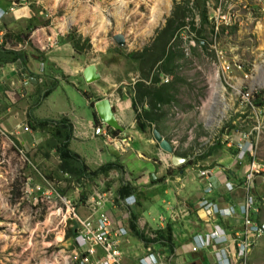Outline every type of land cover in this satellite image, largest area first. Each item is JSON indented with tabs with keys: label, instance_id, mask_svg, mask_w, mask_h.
Masks as SVG:
<instances>
[{
	"label": "rangeland",
	"instance_id": "rangeland-1",
	"mask_svg": "<svg viewBox=\"0 0 264 264\" xmlns=\"http://www.w3.org/2000/svg\"><path fill=\"white\" fill-rule=\"evenodd\" d=\"M10 1L14 4L27 5L35 21L29 28L27 26V30H15L17 31L15 36L21 39L20 42L15 43L13 38H5L4 33L2 42L6 43L3 47L10 51L24 52L28 55V60L33 61L34 56L37 58L34 60L39 63L40 58H45L46 51L54 49L57 45H68L80 66L94 64L101 72V78L104 80L91 83V87L102 89L111 103L114 114H118L126 107L128 111L129 109L132 111L131 123L123 125L124 127L120 126L135 138L137 133L134 129H138L136 117L141 112L140 104L136 101L138 90L142 91L138 83L150 86L154 78L152 76L157 74L161 82L171 83L169 92L171 98L170 104L158 105L164 114L156 127L169 139L174 154L185 157V162L189 164L192 162L189 158H195L210 146L215 147L212 152H216L218 156L226 150L228 152L240 150L238 145H243L242 139L246 138L253 147L256 160L264 165V14L259 11V4L264 0H258V5L256 0H251L248 5L253 10L250 18H246V11L239 7L242 25L236 31L229 30L227 33L218 34L215 39L209 21L203 23L200 16L202 4L205 6L206 0ZM176 5L183 7L184 25L175 30V36L170 39L167 47L173 45V50L177 51L173 52L179 56L175 55L172 60H161L152 67L149 76L145 77L138 62L129 58L127 54L139 53L143 48L150 47L156 32L164 27L166 20L176 17V14H173ZM207 9L208 13L211 12L210 6ZM28 18L27 16L26 19ZM35 28H41L42 31L45 29L53 38L56 37L57 44L54 41L46 42L45 50H39L30 38ZM116 33L124 38L122 46L113 40ZM199 41L201 44H198ZM73 42L81 47L79 52L74 49ZM1 57L10 58L12 55ZM46 65L50 66L48 73L51 76L46 74L45 66L41 64L38 67L41 82L34 89L26 90L23 87L31 84L30 76L25 74L24 77L18 73L19 61L0 64L2 71L8 70V67H12V71H18L21 83L20 89L15 91L20 95L17 101L18 109L21 110L22 105L32 106L38 89L44 90L50 86L54 78L52 75H55L58 84L48 97L43 99V110H49L51 116H56L58 109L64 107L82 116L85 115L86 120L93 119L86 97L81 93V90H85L93 101H97L98 96L90 91L92 88L81 79L76 80L78 87L74 88L66 84L69 82L67 79L69 75L65 76L54 64ZM15 74H12L13 77H17ZM13 83L11 81V85ZM149 100V97H144L142 104L148 106ZM27 109H24L26 115ZM1 116H4L3 113ZM8 123L4 125L10 130L15 119L10 118ZM99 123L113 133L112 127L101 120ZM25 126L30 128L27 116ZM79 127L75 129L76 132L79 131ZM152 128H155L154 124L145 131L150 132ZM38 130L41 135L38 133L34 135L30 143L35 145L26 150L23 148L24 155L8 147L5 139L0 138V264H63L72 245L71 236H66L74 224L69 209L61 200L39 201L33 192L27 190V194L25 189L28 188L26 186L28 178L34 184L43 183L45 180L50 182L58 194L70 201L77 214H83L82 205L92 190L112 188L117 182L128 177L124 169L122 171L112 169L117 171V175L112 174V178H107L109 173L106 177L99 176L93 181L83 180L79 183L76 176L70 173L73 176L70 178L68 174L61 172V160L52 147L56 144L54 129L47 127ZM119 131L113 134L122 137ZM97 136L100 137L99 134ZM75 140L87 142L88 138ZM85 147L87 155L96 153L90 146ZM103 147L107 149L104 145ZM106 153L107 151L103 150L102 158L109 160V154ZM125 156L131 159L134 152L131 151ZM138 161L151 168V163ZM138 161L134 164L129 160L125 164L132 171ZM205 161L209 162L210 159L207 158ZM89 165L93 164L89 162ZM99 165L100 163L88 167L93 169ZM201 177L206 178L207 175ZM143 179L136 178L138 183ZM99 180L104 181V186L100 187ZM257 193L261 195L260 198L264 197V184L261 183ZM109 209L116 211L112 207ZM157 209L163 211L164 205ZM259 209L258 221L264 225V202L260 203ZM141 227L146 233L152 229L147 223ZM175 231L179 243L183 242L184 230L175 226ZM128 235L130 237H126L121 249L125 261L136 264V258L143 252L142 243L130 233ZM158 248L164 255H168L167 247ZM191 259V255L186 256L187 262ZM247 264H264V234L251 247Z\"/></svg>",
	"mask_w": 264,
	"mask_h": 264
},
{
	"label": "crops",
	"instance_id": "crops-1",
	"mask_svg": "<svg viewBox=\"0 0 264 264\" xmlns=\"http://www.w3.org/2000/svg\"><path fill=\"white\" fill-rule=\"evenodd\" d=\"M0 9L4 11L3 17L0 19V29L3 33L8 31L15 34V32H17L15 30H27V26L30 21L28 19L31 17V13L27 8V5H24V3L14 4L10 0H0ZM27 16L29 17L28 19H26ZM43 32H45L44 35ZM1 38L2 37L0 36V41ZM30 38L39 50H45L47 45L46 42L54 41V43L57 44L56 37L53 38L46 32L45 29L42 31L41 28H35L31 32ZM63 46H67L68 48L64 49ZM63 46L57 45L54 49L46 51L44 53L45 58H40L38 60L39 63L34 60L37 58L33 55V61L30 59L28 60L29 57L27 54L24 56L26 70L24 69L17 72L20 73L21 76L26 74L30 77L32 75L38 77V80L35 78L36 82H32L30 80L31 84L27 87H23L24 89L32 90L38 86L42 80L39 75L41 72L38 70V67L43 64L45 66L44 71L46 74H49L48 68L50 66L46 65L48 63L54 64L55 68L62 72L65 76L69 75L67 76L69 81L68 83L62 81H60V83H66L74 88H77L78 84L76 80L78 81L81 79L84 81L82 77V70L86 65L80 66V64L77 63L75 56H73L72 49H70L68 45L63 44ZM58 49L60 51H57ZM54 50L55 52H53ZM62 50H64V52ZM69 59H71V62H69ZM96 70L100 74V78L98 80H104L103 77L101 78V72L97 69V66ZM17 72L12 71V67H8V70L4 71L0 69V124L5 128L4 124L8 125L10 118L12 120L15 119V123L12 125V128L10 130L5 129L11 132L15 130L14 132H17L16 137L20 146L26 150V148L28 149L34 147L35 144L30 143V141L34 138L35 134L38 133L41 135V133L39 130H31L29 127L24 130V125L26 124V110L24 109L29 107H24L22 105L21 110L17 107L19 106L17 101L19 100L18 98L20 95H18V92L15 91L20 89L21 84L19 79L20 77H18ZM13 73H16L15 76L17 77H13ZM5 74H7L6 77ZM49 76L51 75L49 74ZM52 76L57 79L55 75ZM11 81L14 82L12 85ZM86 85L92 88L91 83H86ZM90 91L94 95L100 97V99L105 97V93H103L100 87L95 89L92 88ZM86 103L89 105L88 99H86ZM43 105L44 100L40 105L32 109V116L40 119L57 118L60 115H66L73 123L74 129L73 138L70 140L69 147L78 153L84 161L86 160L85 163L87 162L86 164L88 166H95L98 163L102 164L113 160H117L122 164L126 175L129 177V180L125 183H130L135 188V192L132 193L135 197V203L129 207L125 204H121L117 209L114 208L116 211L109 209L110 206H107L108 212L113 211L111 214L117 219V221H119V223L122 222L123 224H126L127 220L129 223L130 215L135 214L138 227L142 228L141 225L147 223L148 226L152 228L150 229V232L154 230H163L167 225H170L171 239L169 241H162L160 244L151 243L155 246L156 252L160 253L158 264H210L213 260L211 250L205 249L193 253L188 249L191 237L197 233H203L209 230L213 224L218 225L225 233L239 230L241 228L242 219L239 214V209L243 202L245 190L240 183L242 182L244 173L248 168L249 161L251 159L250 156L247 155L243 159L238 160L235 158L237 149L233 150V152H228L226 150L221 154V156H218L216 152H212L204 159H200L195 162L192 161L189 164L184 162L179 166H174L170 163V155H167V153L160 149L157 141L152 135V130L149 132L148 130L140 131L138 129H134L137 133L136 138L133 134L128 133L125 128L124 130L119 131L120 134L128 137L130 140L128 146L123 151H120L114 149L112 145L106 144L107 140L101 135V129L103 126H101L100 123L95 124L94 117L93 119L87 118L86 120L84 118L86 117L85 115L82 116L81 114H77L72 111V109L68 110L64 109V107H60L58 109L56 116H51L48 112L49 110H43ZM1 108H3V111H1ZM131 112L132 111L130 109L128 111L126 107L121 109L118 114L115 113L120 125H129L128 123H131L130 121L133 119L131 118ZM2 113L4 115L3 117L1 116ZM76 124L80 126L78 128V132L75 131L78 127ZM17 125H20V128H18L19 130L15 129V126ZM82 129L84 130L82 131ZM97 134H99L100 137H98ZM162 136L167 139L163 133ZM81 138H88V141L81 142L75 140H79ZM135 139L140 142H136ZM99 143L101 146H99ZM102 144L107 149H104ZM85 145L87 147L90 146L92 151H96V153L94 155H87L85 152ZM103 150H106V154H109V160H104L102 158ZM131 151L134 152V157L128 159L125 155ZM193 158L194 157L189 159L193 160ZM207 158L210 159L209 162L205 161ZM129 160L134 164L138 160L143 161L144 163H151V168H147L146 165H142V163L138 161L137 165H135L133 170L130 171L125 164L127 163L126 161L129 162ZM89 162L93 165H89ZM201 170H208L206 178L201 177L199 174V171ZM137 177H142L144 179L141 183H138L136 180ZM263 179V177L257 175L253 181L252 192L257 200V203H259V197L261 196L257 192L261 183L264 184ZM207 181L212 183L213 189L210 193L204 194L203 188ZM202 198H206L214 202L218 208L224 210L226 216H222V218L212 222L204 221L206 220L205 215L202 212L196 211L197 203ZM130 200L131 199L127 202L129 203ZM163 205V211L157 209V207H161ZM183 208L188 209V215H178L174 220H170L167 217L168 213L178 212L183 210ZM259 215L260 209L256 214L252 215V218L259 222ZM159 216L165 218V223L159 222ZM175 226L184 230L182 235L184 241L181 243L178 241V234L175 231ZM160 246L167 247L168 255H164L161 252L158 248ZM189 255H191L192 259L187 262L186 256ZM124 262L129 264L125 261V258Z\"/></svg>",
	"mask_w": 264,
	"mask_h": 264
},
{
	"label": "built area",
	"instance_id": "built-area-1",
	"mask_svg": "<svg viewBox=\"0 0 264 264\" xmlns=\"http://www.w3.org/2000/svg\"><path fill=\"white\" fill-rule=\"evenodd\" d=\"M250 2L251 0H206L205 7L210 6L211 8V12L208 13L207 11V19L211 26L213 39L222 32L227 33L231 29L236 31L242 25L239 7H243L246 11L245 17L250 18V13L253 11L248 7ZM256 4H259L258 0H256ZM259 5V11L264 14V1H261ZM3 14L4 11L0 9V19L3 17ZM3 35V31L0 29V36L2 37ZM17 70L20 71L18 67ZM101 126H103L101 135L107 140L106 144L112 145L116 150L125 149L124 147L129 144L128 137L114 135L106 130L105 125L101 124ZM18 128H20V125L15 129L19 130ZM26 129L27 127L24 125V130ZM16 135L17 132L7 131L0 124V138L5 139L8 147L14 148L20 155H24L23 148L20 146ZM242 143L243 145H238L240 150L237 149L235 157L240 160L245 155H248L251 159L240 183L245 190L243 202L239 209L242 219L241 228L225 233L218 225L213 224L209 230L193 235L188 246V249L193 253L205 249L211 250L213 260L210 264H247L251 247L264 234V225L252 218V215L258 212L261 203L260 201L257 203L252 192V181L257 175L264 177V165L256 160L253 147L246 138L242 139ZM113 171L109 172L110 174L107 178L117 175V171ZM199 174L206 176L208 170H201ZM28 180L26 183L28 188L25 189L26 193L27 190L33 192L36 200L39 199V201L43 199L48 202L61 200L73 217L75 225H72L74 227V234L71 235L72 245L63 264H126L121 245L126 237L129 236V223L128 220L126 224L119 223L111 212H108L107 206L117 209L121 204H125L128 207L134 205V195L116 197L115 194L116 188L120 184L127 182L126 180H129V177L127 179L124 178L115 185L113 184L112 188H97L92 190L90 195L86 196L82 205L84 207L83 214H77L70 201L58 194L51 187L50 182L45 180L43 183L34 184L30 182L29 178ZM99 182L101 183L100 187L104 186L103 180H99ZM212 188V183L207 181L204 184L203 191L204 193H209ZM80 189L82 190V187ZM129 199L131 200L128 203ZM263 202L264 197H262ZM196 211L202 212L205 215L206 220L204 221L212 222L222 218V216H226L223 209L218 208L215 203L206 198L200 199L197 203ZM178 215H188V209L183 208V210L178 212H170L167 217L170 220H174ZM158 220L160 223H165V218L162 216H159ZM141 243L143 252L136 258V264H158L160 253L156 252L155 246L151 243L147 245H144L143 242Z\"/></svg>",
	"mask_w": 264,
	"mask_h": 264
},
{
	"label": "trees",
	"instance_id": "trees-1",
	"mask_svg": "<svg viewBox=\"0 0 264 264\" xmlns=\"http://www.w3.org/2000/svg\"><path fill=\"white\" fill-rule=\"evenodd\" d=\"M202 5L203 7L200 10L201 20L203 21V23H207L208 21L207 9L204 6V3ZM173 14H176V17L174 16L166 20L164 27L156 32V35L153 38L152 45L150 47L143 48L142 51L139 53L134 52L127 54L129 58H133L138 62V66L141 70V73L145 74L144 75L145 77L149 76L152 67L155 66V64H157L161 60L163 59L172 60V58H174L175 55L179 56V54L174 53L177 51H175V49L173 50L174 47L173 45H170L169 47H167V45L169 44L170 39L173 36H175L174 35L175 30L179 29L181 26L184 25L183 19L185 15H184L183 7H181L180 5H176ZM33 16H31L30 18V21L28 23V28L29 26H31V23L35 21V18ZM231 30L234 31V29ZM4 36L5 38H9V39L13 38L15 43L21 41V39H19L18 36H15L14 33L8 31L5 32ZM200 41L198 42V44H201ZM5 43L6 42L4 41L0 43V64L5 62L19 61V67L22 70H24L25 53L22 51L16 52V51L7 50L3 47ZM73 47L77 52H79L81 49V47H79L78 45L76 46L74 42H73ZM1 55L4 56L12 55V57L10 58L1 57ZM162 69L164 70L165 68ZM157 76H158L157 74L152 76V78L153 77L154 78L152 79V84H150V86H145L142 83H138V86L142 89V91L138 90L140 93L139 92L137 93L138 96L136 98V101L139 102L140 104L141 112L138 113L136 117V122H137V128L140 131H145L146 129H149L152 124H154L155 129H157V131H159V133L162 135V132L156 126L157 123L160 121V119L163 117L164 112L161 109H159L160 106L158 105L170 104L171 95L169 94V92L171 91L170 90L171 83L168 82L163 83L158 79ZM32 77L36 79L38 78L37 76L34 75H32ZM57 84H58V80L56 78H53L50 86H48L44 90L38 89V91L36 92L37 93L36 99L33 105L28 108L26 116H27L28 125L30 126L31 130H38L47 127H51L52 129H54L53 135L56 140V144L53 145L52 147L56 150L57 155L61 160V169H62L61 172L64 174H68L70 178L76 176L78 182L81 183L83 182V180L93 181L95 178L99 176L106 177L109 174V171H111L112 169H120L122 171L123 166L117 160L108 161L100 164L99 166L93 169H90L88 165H86L84 159L69 147L70 140L73 138V126L70 119L66 115H60L57 118H40V119L32 116L31 114L32 109L37 107L40 104L41 100H43L46 96H48L52 92V90L56 87ZM81 93L86 97V99L89 100V106L93 113L95 124L99 123L100 119L98 118L96 112L93 109V103L95 101L92 100L91 96L87 93V91L81 90ZM144 97H149L150 99L148 102V106L142 104ZM97 99L99 100L100 97H97ZM116 132H118V130L114 129L113 133ZM166 140H168V138ZM214 148H215L214 146H210L202 153L197 154L193 160L197 161L206 158L209 154L212 153ZM134 192H135V188L130 183H122L115 190L116 197H125ZM261 198L259 197V200L262 203ZM136 221L137 220L135 214H131L129 217L130 234L135 238H137L139 241L143 242L144 245H147L149 243L160 244L162 243V241H169L171 239L170 225H167L166 228L163 230H155L146 233L142 228L138 227ZM73 234H74V227L67 231L66 236H71Z\"/></svg>",
	"mask_w": 264,
	"mask_h": 264
},
{
	"label": "water",
	"instance_id": "water-1",
	"mask_svg": "<svg viewBox=\"0 0 264 264\" xmlns=\"http://www.w3.org/2000/svg\"><path fill=\"white\" fill-rule=\"evenodd\" d=\"M113 40L119 46H122L124 44V38L119 33L113 35ZM82 77L86 83H92L97 81L100 78V75L97 72L96 66L94 64H88L82 70ZM29 79L32 82H36L35 78L33 77H29ZM93 109L102 123L112 127L113 129L120 131L123 130L118 120L116 119L111 103L107 97L95 101L93 103ZM152 135L157 141L160 149L170 155L169 160L172 165L179 166L185 162V157H181L173 153V147L171 143L163 138V136L159 133V131H157V129L152 128Z\"/></svg>",
	"mask_w": 264,
	"mask_h": 264
},
{
	"label": "bare ground",
	"instance_id": "bare-ground-1",
	"mask_svg": "<svg viewBox=\"0 0 264 264\" xmlns=\"http://www.w3.org/2000/svg\"><path fill=\"white\" fill-rule=\"evenodd\" d=\"M116 119H117V117H116Z\"/></svg>",
	"mask_w": 264,
	"mask_h": 264
}]
</instances>
